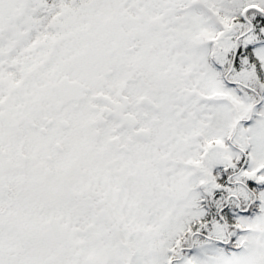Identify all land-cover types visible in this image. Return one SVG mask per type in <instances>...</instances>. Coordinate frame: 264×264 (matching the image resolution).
I'll list each match as a JSON object with an SVG mask.
<instances>
[{
  "label": "snow or ice",
  "instance_id": "snow-or-ice-1",
  "mask_svg": "<svg viewBox=\"0 0 264 264\" xmlns=\"http://www.w3.org/2000/svg\"><path fill=\"white\" fill-rule=\"evenodd\" d=\"M0 264H264V0H0Z\"/></svg>",
  "mask_w": 264,
  "mask_h": 264
}]
</instances>
